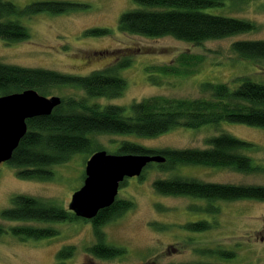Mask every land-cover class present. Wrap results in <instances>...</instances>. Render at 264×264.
Segmentation results:
<instances>
[{
    "label": "rangeland",
    "instance_id": "374dc122",
    "mask_svg": "<svg viewBox=\"0 0 264 264\" xmlns=\"http://www.w3.org/2000/svg\"><path fill=\"white\" fill-rule=\"evenodd\" d=\"M18 6L50 0H9ZM86 6L64 14L42 13L25 19L30 33L26 41L6 43L0 40V63L23 68L44 69L72 76H86L94 70L114 66L130 58L129 67L119 75L126 89L116 99H94L102 105L129 106L152 96L177 99L200 98L204 83H227L248 76L264 83V63L256 64L239 58L231 51L237 40H264V0H248L246 4L228 3L224 10L210 13L247 19L257 30L221 40L207 41L200 46L172 37L148 38L124 34L118 29L120 16L136 8L134 0H57ZM90 29H107L108 35L86 36ZM186 55L198 59L190 74L163 75L152 69L170 66ZM152 68V69H151ZM153 74L155 82L149 75ZM80 99L82 91L60 87L49 97ZM227 132L256 145L246 154L262 171L243 174L228 169L181 166L167 173L156 169V163L144 171V178H129L119 188L117 198L133 202L134 208L106 224L102 231L105 242L123 248L124 254L114 260L97 259L86 252L95 243L91 223L68 224L17 223L4 221L1 213L12 207L11 198L27 195L56 203L68 210L72 194L83 185L85 155L78 154L66 164L53 167L50 181L26 180L8 163L0 165V224L6 230L15 226L55 228L51 238L21 241L9 231L0 237V264H178L192 262H225L217 251H230L229 264H264V201L214 203L217 211L206 214L190 211V206L205 208V201L184 197L161 196L152 188L156 179L180 175L203 182L264 186V129L241 124L222 123L218 129L178 128L154 138L136 135H102L97 142L108 154H115L122 142H131L148 149H205L206 140ZM207 219L212 228L204 233H190L185 224ZM72 246L74 255L59 261L57 252Z\"/></svg>",
    "mask_w": 264,
    "mask_h": 264
},
{
    "label": "trees",
    "instance_id": "16d2710c",
    "mask_svg": "<svg viewBox=\"0 0 264 264\" xmlns=\"http://www.w3.org/2000/svg\"><path fill=\"white\" fill-rule=\"evenodd\" d=\"M248 0H134L136 8L123 13L118 29L124 34L148 38L172 37L176 40L200 46L207 41L221 40L257 30L247 19L210 13L224 10L228 3L246 4ZM86 6L66 1H38L18 6L9 0H0V40L6 43L26 41L30 37L24 25L25 19L42 13L64 14ZM107 29H90L86 36L108 35ZM231 51L239 58L256 64L264 63V40H237ZM198 59L181 55L176 63L152 69L163 75L190 74L195 71ZM130 58L116 62L106 69L94 70L86 76L65 75L44 69L23 68L0 63V96L33 89L48 97L51 90L70 87L84 93L80 99H61V105L48 116L26 121L27 132L12 154L8 164L17 170L18 177L26 180L50 181L54 178L53 167L71 161L76 155L87 159L95 152L104 150L97 137L102 135H136L154 138L178 128L198 129L222 123L241 124L264 129V83H257L248 76L235 78L233 86L227 83H204L199 87L202 96L194 99H177L152 96L129 106L102 105L94 99H116L126 89V81L119 75L129 67ZM153 74L149 75L155 82ZM205 149H148L131 142H122L115 154L161 155L163 163L156 169L167 173L181 166H201L228 169L243 174L262 171L246 154L255 151L256 145L241 140L227 132L206 140ZM149 164L144 171L152 166ZM144 171L139 180L144 178ZM83 179L85 174H83ZM125 179L120 187L126 183ZM155 193L165 197H184L205 201V208L190 206L193 212L213 214L214 203L244 200L264 201V186L235 185L203 182L186 176H170L152 183ZM12 207L1 213V218L17 223H91L95 243L86 252L101 260H114L124 254L105 242L102 228L122 217L134 208L133 202L116 198L106 209L100 210L92 220L77 217L69 209L43 199L17 195L11 198ZM190 233H204L212 228L207 219L183 225ZM9 231L21 241L41 240L58 234L55 228L15 226L6 228L0 224V237ZM72 246L60 249L56 258L66 260L74 255ZM225 262H192L178 264H229L234 257L230 251H217Z\"/></svg>",
    "mask_w": 264,
    "mask_h": 264
},
{
    "label": "water",
    "instance_id": "95a60500",
    "mask_svg": "<svg viewBox=\"0 0 264 264\" xmlns=\"http://www.w3.org/2000/svg\"><path fill=\"white\" fill-rule=\"evenodd\" d=\"M61 105V98L45 97L33 89L0 96V165L10 161L27 132L26 121L48 116ZM161 155L93 153L85 163L83 185L76 190L68 209L77 217L92 220L117 198L120 184L138 178L151 163H163Z\"/></svg>",
    "mask_w": 264,
    "mask_h": 264
}]
</instances>
